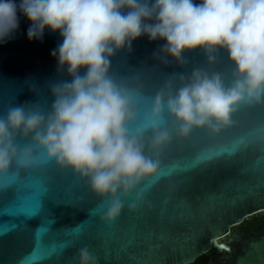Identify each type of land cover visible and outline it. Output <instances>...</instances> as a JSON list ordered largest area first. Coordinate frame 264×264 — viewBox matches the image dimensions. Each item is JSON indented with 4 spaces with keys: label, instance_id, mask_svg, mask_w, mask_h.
Instances as JSON below:
<instances>
[{
    "label": "clouds",
    "instance_id": "1",
    "mask_svg": "<svg viewBox=\"0 0 264 264\" xmlns=\"http://www.w3.org/2000/svg\"><path fill=\"white\" fill-rule=\"evenodd\" d=\"M30 22L29 40L59 32L52 51L70 80L49 85L52 102L11 105L0 113V175L13 166L54 163L99 198L100 219L113 224L126 204L136 211L142 188L159 178L161 157L196 130L219 134L242 107L264 104V0H0V42ZM164 40L154 59L184 68L149 90L139 71L117 75L112 58L134 40ZM223 54V55H222ZM83 70V74L82 73ZM78 264H97L85 246Z\"/></svg>",
    "mask_w": 264,
    "mask_h": 264
},
{
    "label": "water",
    "instance_id": "2",
    "mask_svg": "<svg viewBox=\"0 0 264 264\" xmlns=\"http://www.w3.org/2000/svg\"><path fill=\"white\" fill-rule=\"evenodd\" d=\"M17 15L19 28L0 42V113L11 105H50L49 85L71 79L66 69H58L51 54L62 43L60 33L46 28L42 39L29 40L30 22L19 11ZM164 43L141 36L133 41L131 51L122 50L112 58V70L117 75L138 70L152 90L167 73L206 66L200 51L185 54L188 63L184 68L174 62L160 64L154 53ZM206 67L225 71L227 63L221 58L216 65ZM241 140L244 142L235 152H221L192 166L199 158ZM33 182L49 189L41 210L31 217L7 215L5 209L12 206L13 195ZM142 188L145 198L140 207L133 212L126 204L117 221L107 224L97 211L99 198L70 170H61L54 163L14 165L0 175V228L6 223L18 226L0 234V264H78L77 252L84 243L92 245L97 264L195 261L217 246L216 239L230 227L264 210V104L242 107L233 124L219 134L196 130L189 140L174 143L161 157L159 178ZM45 226L48 230L39 238L38 252L36 233ZM53 244L64 247L47 255L45 250ZM244 257L237 264H248L249 254Z\"/></svg>",
    "mask_w": 264,
    "mask_h": 264
},
{
    "label": "flooded vegetation",
    "instance_id": "3",
    "mask_svg": "<svg viewBox=\"0 0 264 264\" xmlns=\"http://www.w3.org/2000/svg\"><path fill=\"white\" fill-rule=\"evenodd\" d=\"M216 242L189 264H237L246 254L248 264H264V210L245 217Z\"/></svg>",
    "mask_w": 264,
    "mask_h": 264
},
{
    "label": "snow or ice",
    "instance_id": "4",
    "mask_svg": "<svg viewBox=\"0 0 264 264\" xmlns=\"http://www.w3.org/2000/svg\"><path fill=\"white\" fill-rule=\"evenodd\" d=\"M244 141H238L234 143L230 148L221 149L220 152L211 153L209 155L203 156L198 160L194 161L192 166L199 163L202 159H211L213 155H219L221 152L233 153ZM49 189L45 187L41 182H33L25 186L22 192H16L13 195V204L11 207L5 209V213L12 217H31L39 212L42 208L44 198L47 196ZM51 221L48 222L50 224ZM18 225L16 223H6L0 228V234H7L11 229L16 228ZM47 226L41 227L37 230V251H40L39 238L47 231ZM87 246L89 249L92 245L84 243L83 246H79V249ZM58 247H64V245L53 244L49 249L45 250L47 255L57 252ZM35 255V254H34ZM23 264V262H21Z\"/></svg>",
    "mask_w": 264,
    "mask_h": 264
}]
</instances>
